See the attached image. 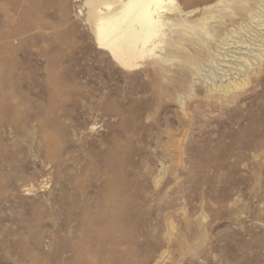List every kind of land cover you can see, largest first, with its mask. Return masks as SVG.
Masks as SVG:
<instances>
[{
  "label": "rangeland",
  "instance_id": "374dc122",
  "mask_svg": "<svg viewBox=\"0 0 264 264\" xmlns=\"http://www.w3.org/2000/svg\"><path fill=\"white\" fill-rule=\"evenodd\" d=\"M73 1L18 0L19 36L0 59V264H264L258 19L225 72L207 57L185 67L168 44L125 70ZM221 77L246 83L209 97ZM119 222L126 240L101 241Z\"/></svg>",
  "mask_w": 264,
  "mask_h": 264
},
{
  "label": "bare ground",
  "instance_id": "6f19581e",
  "mask_svg": "<svg viewBox=\"0 0 264 264\" xmlns=\"http://www.w3.org/2000/svg\"><path fill=\"white\" fill-rule=\"evenodd\" d=\"M74 1L80 2L81 0ZM29 2L34 3V6H36L35 0H29ZM176 2H178V0H85L84 10L81 9L78 13L85 18V23L93 35L97 49L106 52L119 67L125 70L137 68L144 64L148 59L158 57V52H163L164 46L168 44L170 45V50L172 51L171 57L174 60H180L185 67H193L197 63H202V59L207 57L208 59H206L212 69H219L222 67L221 70L225 72L224 69L228 68L226 65L234 62L229 58L232 56H229V54L233 52L232 50L236 49L241 51L248 48L247 42L241 37L238 39L235 35L248 27V25L252 28L251 24H254L256 19H258L256 27L259 28L256 31V37L257 39L261 38V42L264 43V34H261V31H264V13L261 12L264 0H179V6H176ZM34 6H27L28 8H26L29 11L23 7V9L25 8L27 10L26 16L30 15ZM18 8V0H0V14L3 18V29H0V59H2L5 54L8 55V47L12 45V43L17 40L16 37L19 36L17 31L18 26L15 25V19L18 16ZM20 8L22 9V7ZM23 9L21 10V13H23ZM71 13L73 12L71 11ZM68 14L66 16L69 17ZM33 15L35 14H32V17H34ZM73 16L76 17L77 15ZM20 17L22 16L20 15L19 18ZM77 17L79 18V16ZM28 22L29 21H27V23ZM35 22L36 21H34V24L32 25L30 24L31 27L33 26V29H44L41 24ZM17 23H19V21ZM29 31L27 30L28 33H30ZM39 33L40 32H38V34ZM62 35L61 37L63 38L64 35ZM58 37L59 36H57V38ZM262 47H264V44ZM260 52L261 53L258 56L256 55L258 58L264 56L262 53L264 52V49L260 50ZM46 56L44 55V57ZM53 57L51 55V57L48 58ZM55 67L57 68L58 66ZM55 73L53 75H55ZM225 82L222 81L221 77L218 83H213L214 86L209 91V97L215 98L218 95H228L232 91L239 90L245 86L246 83L244 81L241 84L225 85ZM4 90H6V88ZM4 90H1L0 92ZM12 92H14V90ZM2 93L0 94L1 100H3ZM8 94L10 93L8 92ZM8 98L12 100L15 99V96L10 95ZM17 98H19V96ZM15 111L19 113L20 110ZM1 113H3V111ZM15 117L14 119H16ZM20 119L22 118H19L18 121H21ZM43 127L45 126L43 125ZM44 135V137L47 136L45 133ZM49 141L50 140H48V142ZM109 160L110 162L112 161V159ZM111 163H113V161ZM121 213L122 216L125 217V209L123 210V207L117 210L116 213H113L114 216L112 218L118 220ZM120 224L121 223L119 222L111 224L112 226L103 227L99 234L101 241H109L116 247L123 239L126 240L127 234L124 232V229Z\"/></svg>",
  "mask_w": 264,
  "mask_h": 264
}]
</instances>
